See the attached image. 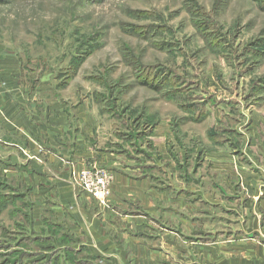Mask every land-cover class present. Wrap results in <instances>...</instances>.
Returning <instances> with one entry per match:
<instances>
[{
  "label": "rangeland",
  "instance_id": "obj_1",
  "mask_svg": "<svg viewBox=\"0 0 264 264\" xmlns=\"http://www.w3.org/2000/svg\"><path fill=\"white\" fill-rule=\"evenodd\" d=\"M0 70V82L38 86L27 93L5 85L9 100L88 103L107 137H118L116 127L149 133L157 127L156 144L125 143L131 154L148 165L153 156L168 170L177 162L183 181L216 198L223 194L216 184H264V0H0ZM147 72L158 88L140 81ZM215 152L230 156L219 163L240 161L241 172L213 168ZM70 165L79 195L81 169L109 172ZM16 178L7 182L25 193ZM13 197L0 210V247L29 233L19 219L24 200ZM42 197L35 196L39 206ZM47 234L63 235L50 226ZM67 258L73 260L63 264H105L86 253Z\"/></svg>",
  "mask_w": 264,
  "mask_h": 264
},
{
  "label": "crops",
  "instance_id": "obj_2",
  "mask_svg": "<svg viewBox=\"0 0 264 264\" xmlns=\"http://www.w3.org/2000/svg\"><path fill=\"white\" fill-rule=\"evenodd\" d=\"M2 74L0 70L5 77ZM2 81L0 165L9 179L17 176L29 190L19 197L29 207L18 210L21 227L28 218L33 237L47 238L52 225L69 237L75 249L85 247L105 264H264V184H216L223 192L216 198L183 181L177 162L168 170L153 156H147L150 164L155 162L148 165L131 154L132 145L125 143L131 139L156 144L157 127L153 133L116 127L118 137L111 133L107 137L90 114V104L73 107L60 101L36 107L34 102L22 104L19 98L14 102L5 85L12 92L27 93L38 86L28 82L25 88L14 87L8 78ZM223 156L230 157L224 152H215L216 159L209 156L213 168L241 172L238 160L233 165L219 163L225 161ZM71 163L109 170V205H98L86 193L75 191ZM159 171L166 180L157 175ZM249 191L253 196L247 198ZM38 192L45 196L42 206L35 200ZM215 207L221 214L214 213ZM37 245L39 251L47 247V243Z\"/></svg>",
  "mask_w": 264,
  "mask_h": 264
},
{
  "label": "trees",
  "instance_id": "obj_3",
  "mask_svg": "<svg viewBox=\"0 0 264 264\" xmlns=\"http://www.w3.org/2000/svg\"><path fill=\"white\" fill-rule=\"evenodd\" d=\"M145 85H148L152 88H158V81L154 74L151 72H147L142 76L140 80ZM149 133V132H147ZM7 174L3 171L2 166H0V184L3 187L2 191L0 192V210L8 206L9 203H12L15 198L13 196H17L16 198L20 197V190L13 188L7 180ZM9 191V193H3V191ZM25 194L29 191L28 188L25 189ZM22 194H24L22 192ZM29 206L24 204L23 208L26 211ZM28 218L24 219L26 224L28 223ZM52 227V225H48ZM57 229L58 228H54ZM48 230V229H47ZM59 231V230H58ZM57 233V232H56ZM61 238H57L56 235H48L47 238H42L38 234L33 237L32 233H25L22 234L19 240L14 244H6L5 246H1L2 249L5 248L7 251L1 252L0 257H2V261L0 264H63L66 260L71 261L73 259L67 258L69 255L78 256V254L86 253L91 259L95 260V257H92L88 250L85 247H80L79 249H75L72 245V242L69 241V237L66 234L60 236ZM47 243L46 249L41 247V251L37 248V244ZM45 250V253H43ZM75 261L79 262L80 264H87L89 260L84 259H74Z\"/></svg>",
  "mask_w": 264,
  "mask_h": 264
},
{
  "label": "built area",
  "instance_id": "obj_4",
  "mask_svg": "<svg viewBox=\"0 0 264 264\" xmlns=\"http://www.w3.org/2000/svg\"><path fill=\"white\" fill-rule=\"evenodd\" d=\"M111 174L103 169L83 168L77 173V185L99 203L110 196Z\"/></svg>",
  "mask_w": 264,
  "mask_h": 264
}]
</instances>
